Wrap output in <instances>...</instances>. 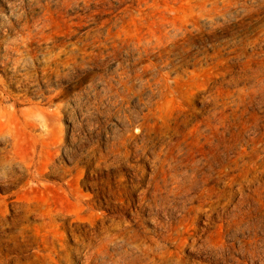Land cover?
I'll return each instance as SVG.
<instances>
[{
    "label": "rangeland",
    "instance_id": "rangeland-1",
    "mask_svg": "<svg viewBox=\"0 0 264 264\" xmlns=\"http://www.w3.org/2000/svg\"><path fill=\"white\" fill-rule=\"evenodd\" d=\"M25 3L73 63L0 140V264L264 261V0Z\"/></svg>",
    "mask_w": 264,
    "mask_h": 264
},
{
    "label": "bare ground",
    "instance_id": "bare-ground-1",
    "mask_svg": "<svg viewBox=\"0 0 264 264\" xmlns=\"http://www.w3.org/2000/svg\"><path fill=\"white\" fill-rule=\"evenodd\" d=\"M39 4V3H38ZM43 32L41 19L35 14V7L28 9L25 0H15L11 3L10 14L0 12V140H12L13 149L7 151L5 162L8 166L17 164L16 157L10 155L16 152V137L13 132L12 121L20 117H42L48 120L54 112L39 102L35 104L30 96V89L25 87L30 80H37L38 71L48 77L52 73L61 74L62 67L72 66V43L64 42L54 46L42 48L39 44L40 33ZM44 64L40 69L39 65ZM4 67H1V66ZM14 70L13 76H7ZM3 72L4 74H1ZM66 75L70 77L71 72ZM19 86L20 92L14 88ZM18 88V87H16ZM36 95H41L39 92ZM31 105L24 109V104ZM253 239H258L254 236ZM264 241V238H263ZM254 254H260V250L252 249ZM260 256V255H259ZM254 262V261H252ZM84 264H117L106 257L91 256ZM154 264H182L177 261H155ZM259 264H264L261 261Z\"/></svg>",
    "mask_w": 264,
    "mask_h": 264
}]
</instances>
